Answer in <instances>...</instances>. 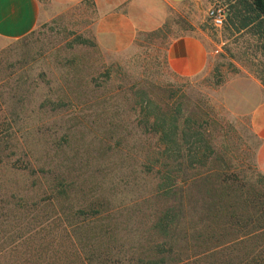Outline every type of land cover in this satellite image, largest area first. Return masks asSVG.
Listing matches in <instances>:
<instances>
[{
	"label": "rangeland",
	"instance_id": "374dc122",
	"mask_svg": "<svg viewBox=\"0 0 264 264\" xmlns=\"http://www.w3.org/2000/svg\"><path fill=\"white\" fill-rule=\"evenodd\" d=\"M39 2L31 32L0 39V264H236L249 245L205 252L222 235L165 190L175 170L255 178L256 139L223 86L263 73L264 58L247 30L206 17L230 2L196 0L149 32L98 15L89 0ZM183 34L207 42L205 68L192 77L165 66L167 41ZM171 116L204 132L213 153L203 167L163 150L159 121ZM188 191L192 202L206 198L195 213L231 203L200 181Z\"/></svg>",
	"mask_w": 264,
	"mask_h": 264
},
{
	"label": "trees",
	"instance_id": "16d2710c",
	"mask_svg": "<svg viewBox=\"0 0 264 264\" xmlns=\"http://www.w3.org/2000/svg\"><path fill=\"white\" fill-rule=\"evenodd\" d=\"M228 2L230 4L226 8L222 27L235 33L247 30L254 37L256 50L264 58V0H228ZM260 73L255 75V78L264 88V72ZM183 120L181 124L177 123L175 116L160 120L157 133L160 140L166 141V144L163 143L166 146L163 150L171 152L172 155L169 157L182 158L187 162V167L198 169L199 166H204L209 154L213 153V148L203 137L204 132L199 130L195 122L190 119ZM220 169L215 171L212 168L202 169L199 173L188 177L181 176L178 174L180 171L175 170L170 174L171 180L165 190L173 194V199L180 204L182 214L189 209L187 215L190 219L199 218L198 220L208 223L206 227L209 228V233L222 235L223 240L212 244L205 252L236 251L248 244L249 251L247 254L237 255L236 264H264V176L256 171L255 178L248 179L247 176L234 175L224 171L223 168ZM211 175L216 178L217 189H214L209 182ZM195 181L212 187L217 201L229 199L231 202L229 206L213 208L211 213L208 211L205 214L195 213L196 210L192 205L199 202L195 206H200L206 202L203 196L196 202L190 200L188 189ZM246 186L248 191L244 190ZM203 194L208 196V189H205ZM176 209L178 207L174 205L170 213H175ZM217 215L220 219L215 220ZM212 225L216 228H211Z\"/></svg>",
	"mask_w": 264,
	"mask_h": 264
},
{
	"label": "crops",
	"instance_id": "0c3cea01",
	"mask_svg": "<svg viewBox=\"0 0 264 264\" xmlns=\"http://www.w3.org/2000/svg\"><path fill=\"white\" fill-rule=\"evenodd\" d=\"M195 1L89 0L98 15L112 18L117 25L148 32L162 28L171 18H183L190 3ZM41 11L39 0H0V39L16 40L27 35L37 25ZM207 59V42L197 35L171 37L165 46V66L177 77L198 75ZM223 89L232 101L230 109L246 118L256 139L253 163L256 171L264 176V88L255 78L241 74L229 79Z\"/></svg>",
	"mask_w": 264,
	"mask_h": 264
},
{
	"label": "built area",
	"instance_id": "2783aa9c",
	"mask_svg": "<svg viewBox=\"0 0 264 264\" xmlns=\"http://www.w3.org/2000/svg\"><path fill=\"white\" fill-rule=\"evenodd\" d=\"M226 9L221 5H212L206 11V17L214 28H221L225 20Z\"/></svg>",
	"mask_w": 264,
	"mask_h": 264
}]
</instances>
